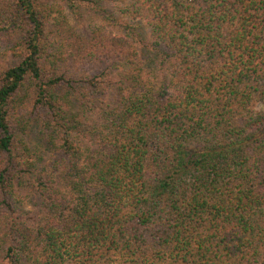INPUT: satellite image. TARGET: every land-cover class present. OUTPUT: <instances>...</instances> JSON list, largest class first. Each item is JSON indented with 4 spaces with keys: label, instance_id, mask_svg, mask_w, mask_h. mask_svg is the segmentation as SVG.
Wrapping results in <instances>:
<instances>
[{
    "label": "trees",
    "instance_id": "trees-1",
    "mask_svg": "<svg viewBox=\"0 0 264 264\" xmlns=\"http://www.w3.org/2000/svg\"><path fill=\"white\" fill-rule=\"evenodd\" d=\"M59 7L0 0V264H264V0H130L162 77ZM30 79L49 158L15 111Z\"/></svg>",
    "mask_w": 264,
    "mask_h": 264
},
{
    "label": "rangeland",
    "instance_id": "rangeland-1",
    "mask_svg": "<svg viewBox=\"0 0 264 264\" xmlns=\"http://www.w3.org/2000/svg\"><path fill=\"white\" fill-rule=\"evenodd\" d=\"M57 1L61 2L62 7L59 8L63 10L65 18L78 30L87 32L96 27H104L116 34L129 37L142 50L148 69L162 77L168 67L161 64L165 59V49L152 38L145 20H135L129 15L127 6L130 0H97L92 4H74L71 0ZM11 39L7 36L0 39V65L16 61V57L13 56L15 44ZM36 84L33 80H28L17 95L14 106L27 134L25 138L31 140V146L36 147L44 158H49L56 143L52 128L31 116ZM258 109H264V105L259 104Z\"/></svg>",
    "mask_w": 264,
    "mask_h": 264
}]
</instances>
